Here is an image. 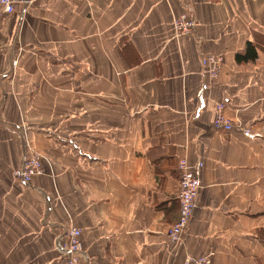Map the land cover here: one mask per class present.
Here are the masks:
<instances>
[{
	"label": "crops",
	"instance_id": "0c3cea01",
	"mask_svg": "<svg viewBox=\"0 0 264 264\" xmlns=\"http://www.w3.org/2000/svg\"><path fill=\"white\" fill-rule=\"evenodd\" d=\"M182 14L199 26L175 37ZM249 42L256 59L237 63ZM202 56L223 58L205 91ZM218 102L230 132L211 125ZM24 141L43 156L29 186L12 176ZM179 158L203 165L175 245ZM71 227L83 264L209 251L264 264V0H32L0 14V264H64Z\"/></svg>",
	"mask_w": 264,
	"mask_h": 264
},
{
	"label": "built area",
	"instance_id": "2783aa9c",
	"mask_svg": "<svg viewBox=\"0 0 264 264\" xmlns=\"http://www.w3.org/2000/svg\"><path fill=\"white\" fill-rule=\"evenodd\" d=\"M32 0H0L1 15L10 16L16 11L25 14L31 7ZM199 26L198 22L187 14H182L173 21L172 28L175 37L192 35ZM202 75L208 79L217 77L223 64L221 56H202L201 58ZM17 61H13V67H16ZM209 88L208 81L203 84V91ZM225 105L218 102L215 105V113L212 120V127L222 132H230L234 125L230 119L224 115ZM23 155L21 164L13 173V179L24 186L31 185L33 178L43 174V164L39 159L30 157L27 153L28 143L24 141ZM38 156V155H36ZM202 162L190 164L186 158H179L175 165V171L178 176V216L166 232L169 241L175 245L182 244L187 235L190 223L193 218L194 210L197 205L200 185V171ZM66 240L61 247L64 257V264H83L86 260L85 253L81 244V231L76 227H71L66 232ZM214 251H209L203 256L186 255L182 264H211V258Z\"/></svg>",
	"mask_w": 264,
	"mask_h": 264
},
{
	"label": "trees",
	"instance_id": "16d2710c",
	"mask_svg": "<svg viewBox=\"0 0 264 264\" xmlns=\"http://www.w3.org/2000/svg\"><path fill=\"white\" fill-rule=\"evenodd\" d=\"M257 57V52L255 49V45L252 43H248L243 54L236 55V62L241 63H248L254 61Z\"/></svg>",
	"mask_w": 264,
	"mask_h": 264
},
{
	"label": "rangeland",
	"instance_id": "374dc122",
	"mask_svg": "<svg viewBox=\"0 0 264 264\" xmlns=\"http://www.w3.org/2000/svg\"><path fill=\"white\" fill-rule=\"evenodd\" d=\"M218 76L212 77L211 79L210 78L207 79L208 84H209V88H211L212 83L218 78ZM33 147H34L33 145L28 144L27 153H29V154L31 153L30 157L39 159L41 161V163L43 164V156L38 151H36ZM36 155H38V156H36Z\"/></svg>",
	"mask_w": 264,
	"mask_h": 264
}]
</instances>
